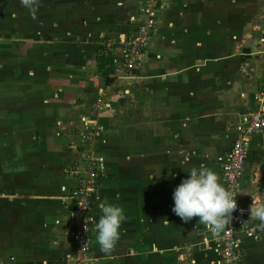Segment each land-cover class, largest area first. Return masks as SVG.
<instances>
[{"label": "crops", "instance_id": "obj_1", "mask_svg": "<svg viewBox=\"0 0 264 264\" xmlns=\"http://www.w3.org/2000/svg\"><path fill=\"white\" fill-rule=\"evenodd\" d=\"M138 10L139 0H39L33 18L20 0H0V45L15 88L0 94V131L16 136L0 157L1 264H68L74 181L66 172L82 116L101 127L90 264H218L216 235L175 215L172 193L193 166L221 181L233 135L255 109L264 0H162L149 49L130 78L105 86L110 109L93 116L88 104L104 88L95 54L134 30ZM238 193L247 211L239 264H264V225L249 215L264 202V129L249 139ZM105 201L126 216L108 255L95 230Z\"/></svg>", "mask_w": 264, "mask_h": 264}, {"label": "built area", "instance_id": "obj_2", "mask_svg": "<svg viewBox=\"0 0 264 264\" xmlns=\"http://www.w3.org/2000/svg\"><path fill=\"white\" fill-rule=\"evenodd\" d=\"M161 1L139 0V22L134 30L129 34L116 35L98 48L100 55L112 56L111 70L114 79L130 78L136 69L140 57L150 45ZM107 89L108 87L97 88L93 99L88 104V112L91 115L95 116L110 109ZM80 127L77 143L75 147L73 146L80 151V157L66 172L74 181V186L67 195V201L72 207L70 239L74 244L73 254L65 259L68 264H90L91 262L89 253L92 244L91 195L95 192L101 178L100 158L96 153L101 138V127L94 118L85 116L80 117ZM263 129L264 68L255 93V109L246 116L244 124L236 129L221 166V182L227 189L239 192L247 144L252 136L260 134ZM235 199L237 201V196ZM246 224L247 211L238 206L237 211L233 213L231 224L212 240L218 250V264L240 263L241 255L237 248L236 237L246 231Z\"/></svg>", "mask_w": 264, "mask_h": 264}, {"label": "clouds", "instance_id": "obj_3", "mask_svg": "<svg viewBox=\"0 0 264 264\" xmlns=\"http://www.w3.org/2000/svg\"><path fill=\"white\" fill-rule=\"evenodd\" d=\"M20 2L35 18L39 0H20ZM187 173V178L182 179L172 193L174 201L172 212L184 223L198 218L199 223L213 235L220 234L231 224L233 213L238 209L235 197L246 193L227 189L221 183L218 174L207 166H193ZM99 208L102 215L95 224L96 240L100 251L108 255L115 251L120 240L119 229L125 222L126 216L120 205L107 201L100 203ZM249 215L250 219L264 225V202L251 204Z\"/></svg>", "mask_w": 264, "mask_h": 264}, {"label": "rangeland", "instance_id": "obj_4", "mask_svg": "<svg viewBox=\"0 0 264 264\" xmlns=\"http://www.w3.org/2000/svg\"><path fill=\"white\" fill-rule=\"evenodd\" d=\"M32 35H34V34H32ZM29 39L33 40V41H36V36H33V38H29ZM1 41H4V40L1 39ZM149 47H150V45H149ZM149 47L147 48V50L149 49ZM147 50H146V52H147ZM3 58H4V48L1 47V45H0V59H1L0 60V94H5L6 92H7V94H9V93L10 94H15V92L11 93V91L15 90V88H12V86L10 84V81L12 80L11 79L12 74H10V76H7L9 74V70L4 67L5 64L3 62ZM5 75L7 77H9L8 81L6 83L4 82V78L7 79ZM9 133L10 132H7V130H5L4 132L0 131V157H4L5 156L4 154L7 152V147L9 145H14V142H16V136L15 135H10ZM5 140H6V143H5ZM3 142L5 144H3ZM74 154L76 156L75 160L78 161V159L80 157V151H77L76 149H74ZM2 177H3V175H0V182H3V178Z\"/></svg>", "mask_w": 264, "mask_h": 264}, {"label": "trees", "instance_id": "obj_5", "mask_svg": "<svg viewBox=\"0 0 264 264\" xmlns=\"http://www.w3.org/2000/svg\"><path fill=\"white\" fill-rule=\"evenodd\" d=\"M29 45V44H28ZM111 55L102 56L99 49L95 54L96 72L102 82V86H108L114 80L111 70Z\"/></svg>", "mask_w": 264, "mask_h": 264}]
</instances>
